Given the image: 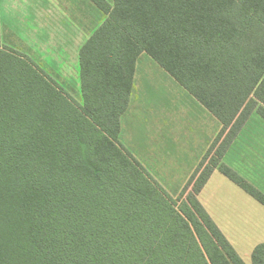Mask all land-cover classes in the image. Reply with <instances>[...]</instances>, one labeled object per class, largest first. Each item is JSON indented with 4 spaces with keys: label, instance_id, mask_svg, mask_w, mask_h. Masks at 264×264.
<instances>
[{
    "label": "trees",
    "instance_id": "1",
    "mask_svg": "<svg viewBox=\"0 0 264 264\" xmlns=\"http://www.w3.org/2000/svg\"><path fill=\"white\" fill-rule=\"evenodd\" d=\"M90 1L80 101L0 34V264H245L197 196L217 169L264 207L222 163L264 119V0ZM141 53L222 125L177 198L118 139Z\"/></svg>",
    "mask_w": 264,
    "mask_h": 264
},
{
    "label": "crops",
    "instance_id": "2",
    "mask_svg": "<svg viewBox=\"0 0 264 264\" xmlns=\"http://www.w3.org/2000/svg\"><path fill=\"white\" fill-rule=\"evenodd\" d=\"M69 6L72 8V4ZM57 7L55 0H0L1 42L27 55L67 92V88L72 89L67 83L70 78L75 79L80 90L79 50L89 36L80 42L77 5L74 12L68 6L66 12ZM154 76L167 84L159 92L153 91L151 100L141 103L147 95L136 99L135 93L133 97L136 91L134 71L128 108L120 117L118 139L124 147L123 135L130 137L134 130L138 132V163L170 194L169 191L184 184L187 176L194 172L204 151L208 150L212 133L217 128L220 131L222 125L169 74H149L147 80ZM142 80L146 82L145 78ZM131 100L135 101L138 112L134 116L127 114L132 106ZM173 110L184 116L173 118ZM150 115V120L144 119ZM261 160H264V119L253 112L230 144L222 162L250 178L249 174H255L260 168ZM216 171L212 172L197 196L212 221L226 238L220 217L226 207L237 214L241 208L247 212L252 224L256 214L260 217L255 233L264 236L262 208L251 206L250 210L244 209L236 201L222 202L219 196L207 192L210 185H215L218 191L238 193L233 183ZM242 203L247 204V201Z\"/></svg>",
    "mask_w": 264,
    "mask_h": 264
},
{
    "label": "rangeland",
    "instance_id": "3",
    "mask_svg": "<svg viewBox=\"0 0 264 264\" xmlns=\"http://www.w3.org/2000/svg\"><path fill=\"white\" fill-rule=\"evenodd\" d=\"M55 1H56V4L58 5L57 9L58 10L62 9L64 12H66L65 8H67V6L71 10L73 8V12H74V8L77 5L80 42L84 38H87L88 36H90L107 18L102 13V11H100L90 0H55ZM105 1L109 4L112 3V0H105ZM69 4H72V8L71 6H69ZM135 73H136V79H135L136 91L134 92L133 97L135 98V93H136V99L144 97V94L147 95L145 96L144 100L141 101V103H145L149 99L151 100L152 92L155 90L159 92V90L162 87H165L167 84L165 83L163 79H162L163 82L161 80H158L159 78L158 76H154L151 80H147V78L149 77V74H167V73L161 67H159L150 57H148L144 53H141L140 56L137 58L136 65H135ZM141 76L142 78H145V81H146L145 83H143ZM67 83H69L70 87L72 88V89L67 88L68 93L76 101H80L81 95H80V90L78 88V83L75 82L74 78H70ZM149 93L151 94V96L148 95ZM131 102H132V106L127 114H131V116H134L135 113H138V112L137 110H135V105H134L135 101L131 100ZM173 113H174L173 118L175 119L184 116L183 113L181 114L175 113L174 110H173ZM144 119L150 120L151 115L144 116ZM218 132H219V128L215 129V131L212 133L211 138H210L211 143L209 144L207 149L210 148ZM121 139L124 142L123 145L125 149L138 161V132L134 130L130 137L123 135ZM205 152L206 151H204V153ZM263 161L264 160H261L260 168L255 172V174H252V173L249 174L250 178H247L244 175L240 174L239 172H236L233 168L229 166L228 167L231 168L234 172H236L240 177H242L248 184L253 186L255 189H257L259 192H261L264 195ZM222 163L225 164L224 162ZM216 174L220 175L219 171H216ZM189 176H191V174L187 176V179L184 181V184H182L175 190L169 191L170 195L173 198H177L179 196L182 189L188 182L190 178ZM230 184L232 183L230 182ZM232 185L238 190L237 194L235 192H230V191H227V192L218 191L215 185H210L208 187L207 192L210 194H215L219 196L222 202L236 201L237 203L241 204L244 209L250 210L251 206H255V207L258 206L259 208H262V210H264V207H262V205H259L258 202H256L252 197H250L248 194L242 191L238 186H235V184H232ZM190 189H191V186L189 187L188 190ZM229 193L233 195H230ZM243 201H247V204H243L242 203ZM239 209H240V213L237 214L231 209L227 210V207H226L223 216L221 215L220 217V221H221L220 226L224 230V234L226 235V238L233 245L237 254L244 261V263L251 264L250 255H251L253 248L256 245L264 242V236L255 233V228H257L260 224V221H259L260 217L257 216L256 214L255 223L252 224L247 212L241 208Z\"/></svg>",
    "mask_w": 264,
    "mask_h": 264
}]
</instances>
